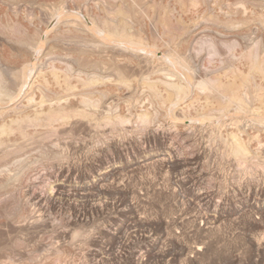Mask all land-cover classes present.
<instances>
[{
  "label": "rangeland",
  "instance_id": "obj_1",
  "mask_svg": "<svg viewBox=\"0 0 264 264\" xmlns=\"http://www.w3.org/2000/svg\"><path fill=\"white\" fill-rule=\"evenodd\" d=\"M0 264H264V0H0Z\"/></svg>",
  "mask_w": 264,
  "mask_h": 264
},
{
  "label": "bare ground",
  "instance_id": "obj_2",
  "mask_svg": "<svg viewBox=\"0 0 264 264\" xmlns=\"http://www.w3.org/2000/svg\"><path fill=\"white\" fill-rule=\"evenodd\" d=\"M108 176H105V177H103L101 180H98L94 185H88V186H82V187H71L69 190H72L73 191V194H77V195H85V194H89L92 190H102L103 189V187H104V181L106 180V178H107ZM64 192V191H63ZM62 192V193H63ZM68 192V191H67ZM71 191H69V193H70ZM66 193V192H65ZM64 193V194H65ZM65 196V195H64ZM86 197V196H85ZM66 199V198H65ZM139 218V217H138ZM138 218H135V223H137V225H139V226H143V227H145L146 225L145 224H143L142 222H140L139 221V219ZM215 219V218H214ZM217 219V218H216ZM141 220V219H140ZM143 220V219H142ZM206 220V219H205ZM207 221V220H206ZM215 221V220H214ZM222 221V220H221ZM221 221L219 220V222L221 223ZM213 222V221H212ZM217 222V221H216ZM145 223V222H144ZM178 223V222H177ZM219 223V224H220ZM131 224V223H130ZM129 224V225H130ZM216 224V223H215ZM218 224V223H217ZM199 226V225H198ZM201 226V225H200ZM214 226V225H213ZM137 227V226H136ZM135 227V228H136ZM216 227V226H215ZM218 227V226H217ZM140 228V227H139ZM214 228V227H213ZM136 230V229H135ZM212 230V229H211ZM210 231V230H209ZM116 236V235H115ZM191 248V247H190ZM197 248V247H196ZM199 248V247H198ZM200 249H202V248H200ZM200 249H197L199 252H201L200 251ZM157 250H159V249H157ZM195 250V249H194ZM152 251V250H151ZM191 251V250H190ZM197 251V252H198ZM174 252V251H173ZM196 252V251H195ZM159 254V253H158ZM187 254V253H186ZM201 254V253H200ZM164 257V256H163ZM159 258V257H158ZM189 259V258H188ZM192 259V258H191ZM190 260V259H189Z\"/></svg>",
  "mask_w": 264,
  "mask_h": 264
}]
</instances>
